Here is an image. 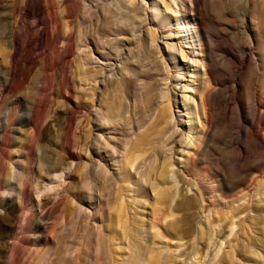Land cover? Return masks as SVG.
<instances>
[{"label":"rangeland","instance_id":"1","mask_svg":"<svg viewBox=\"0 0 264 264\" xmlns=\"http://www.w3.org/2000/svg\"><path fill=\"white\" fill-rule=\"evenodd\" d=\"M46 1L33 0L40 8ZM187 1L188 5H191L190 0H125L121 10H127L137 20L145 21L141 28L136 26L133 32L128 30L122 35L113 34L111 38L118 36L119 39L129 42L128 38L126 39L128 35L129 38L135 37L136 39L143 38L150 33L156 36L154 43L151 44L150 41L145 44L146 46L150 44L149 46H153L156 50L155 61L152 57L150 58L153 59L152 61L148 59L144 62L146 64L149 61L150 64L153 62L151 67L157 62L161 67L162 72L159 75L161 88L158 92L160 97L155 99L157 101L155 106H161V100L165 95H169L170 104L176 106L175 93L180 94L178 99H181L185 85H191L187 90V97L192 102L191 110L183 106L182 113L178 114V109L175 107L177 124L169 131L168 137L174 135L180 138L174 146L172 155L169 154L167 161L158 158L155 162L154 156L149 158L152 163L154 162V167L162 166L165 162H173L171 169L190 180L194 179V176L186 171V157L191 151L193 153L196 148L198 149L196 146L199 140L198 134L206 119L202 93L213 86H215L213 89H216L218 81L216 74L211 77L205 73L204 65L206 64L204 63L206 62L200 51L199 35L187 13ZM57 2L58 0L54 1L55 10H58ZM102 4V1L98 4L94 0H78L77 30L80 29V23L88 12H96L92 20L97 25L100 23L96 7L98 6L103 13ZM263 4L264 0L209 1L211 9L222 8L236 23H239L236 9L248 15V17L245 16V25L254 36L255 52L261 64V73L264 72V13H258L257 6ZM112 6L116 8L115 5L112 4ZM59 9L61 10L62 6ZM43 19L46 20L45 14ZM47 29L51 34H57L58 29L61 36L64 34V29H61L60 25L52 24L46 27L42 24L39 13L29 7L27 0H0V264H130V259L137 255L134 251L132 254L134 244L149 242L146 227L153 226V223L157 225L166 208L165 205H160L163 203L161 200V202L158 201L159 204L154 203V193L140 194L134 191L128 198L125 196L128 195L126 190L120 202L118 198L120 181L118 180V183L111 181L109 177L111 174L116 177L120 174L118 172L120 159L125 156L124 151L127 150L123 148L125 146L122 144L126 145V142L122 139L126 138L124 140H130L129 142L134 141L137 132L145 130L149 123L155 120L157 112L153 114L151 112L150 116H145L141 112L135 116L139 122L136 121L134 127H131L129 132L128 130L123 132L124 134L118 129H111L110 126H107L105 130L102 126H98L100 117L98 115L101 113L98 108L100 100L105 96L104 87L109 80L121 77L119 70L129 59L127 57H130L131 53L123 55L126 60L114 57L108 50V38L103 40L107 49L98 52L91 38L85 36L86 49L91 53L92 58V63L89 65L104 71L97 81L98 90L94 95L95 125L92 134H89L88 128L82 132L84 142L112 145L115 150L110 147L113 156L110 158L106 153V160L103 159L104 152L100 149H93V155L90 151L84 153L87 165L83 173L79 175L75 156L81 149L78 121L73 114L77 101L76 54L72 51L65 75L61 68V55L66 44L63 42L49 43V46L41 44L39 40L41 32ZM72 38L74 40V36ZM137 51L136 48L134 55ZM181 51H185L187 58L181 56ZM135 59L131 58V60ZM132 64L138 74L146 70L145 66L137 62ZM139 75V78L143 79V74ZM209 78L212 82H208ZM134 79L133 87L140 92V82ZM178 80L180 81L178 86L174 85ZM175 86L178 87L176 91ZM188 111L193 114L189 115ZM191 117L193 120L191 123L196 127L193 125L192 131L186 133V137L190 134V139L188 138L187 142L183 143L182 135L191 126L188 122ZM121 125L124 126V123ZM236 126L237 123L232 120L231 129L234 130ZM7 136L9 141L5 145L3 140ZM132 136L135 138L133 139ZM32 140L35 143L31 152ZM257 140L256 136L244 135L226 151L232 150L235 153L241 147H249L251 143L254 146L253 152L258 154ZM129 142L127 144H131ZM88 159H92V162L89 163ZM146 164L143 162L138 168L139 171H145L151 166ZM91 168H94L92 171L95 175L99 174L101 169L106 171L102 173L101 178L89 186L86 185L85 180ZM135 176L145 184L144 176L137 172ZM135 186L133 190L138 187L137 184ZM177 187L175 200L180 198L182 189L184 192L187 190L189 196L195 195L197 190L194 184L192 187L184 185V181H180L179 177H177ZM161 188L164 189V185H161ZM262 190V194L255 191L257 194L254 198L255 202L264 200ZM90 193L93 194V199L89 198ZM58 203L61 204L60 208L52 212ZM118 204H121L122 216L117 225L115 214L111 215L110 211H113ZM153 209L157 212L155 213ZM225 210L226 207L217 201L213 192L204 195V200L194 210L198 215L195 220L197 233H195L194 242L184 243L177 237L162 231L163 228L157 229L158 241L161 243L157 247L162 246L163 249L161 264L167 263V260L170 264H214L213 258L216 254L219 257L223 256L226 264L264 263V241H262L264 240V213L251 211L249 218L246 217L247 214L234 218L233 231L231 227L222 230L220 234L217 232L218 228L213 232L210 231L209 225L213 222L221 221V224L229 225V219H220L224 217ZM43 216H45V225L41 227L38 222ZM126 217L128 218L127 232L122 237L121 229H123L122 224ZM173 218L164 219V227ZM140 222H146L142 229L143 232L131 231L133 227L142 224ZM200 225L205 233L200 231ZM130 231L135 235L129 234ZM230 232L231 235H229ZM131 236L134 238L131 239ZM256 240L262 242L257 243ZM192 243L193 246L190 247ZM111 259L115 262H111ZM142 261L141 263H144V259Z\"/></svg>","mask_w":264,"mask_h":264},{"label":"bare ground","instance_id":"2","mask_svg":"<svg viewBox=\"0 0 264 264\" xmlns=\"http://www.w3.org/2000/svg\"><path fill=\"white\" fill-rule=\"evenodd\" d=\"M45 1L46 0H44V2ZM54 1L55 0H47L46 3L43 4V7L40 8L33 0H27L29 7L39 13L42 24L46 27L52 24L56 26L60 25L61 29H64V34L62 36L59 34V29L57 34H51L48 29L43 30L39 40L41 44L48 46L49 43L58 44L63 42L66 44L61 55V68L65 75L68 71L69 57L72 51L76 54L78 77V79H76L77 101L73 114L78 121V136L81 149L75 156L78 174L80 175L83 173L87 165L84 153L90 151L91 155H93L95 149H100L104 152L102 154L103 159L106 160V153L109 154L108 156L110 158L113 156L112 150L110 149V147H113L112 145H104L102 143L100 144V142L92 144L91 141L84 142V136L82 134V132H85V128H88L89 134H92L95 125L93 116L95 108L94 95L98 90L97 81L104 71L100 68H93L91 64L89 65V63H92V58L91 53L87 52L86 49L87 42L85 36L91 38L94 48L98 52H101L102 49H107L104 45L105 41L103 42V40L108 38V50L114 57L125 59L123 55L128 52L129 54L131 53V56L127 57L129 59H125L126 62L124 61L125 63L119 70L121 72V77L119 76L113 80L111 79V81L109 80V82L106 83V87H104L105 90L103 89L105 96L102 95L103 97L100 100V106L98 108L101 112L100 115H98L100 116L98 119V126H102L104 130L107 126H110L111 129H118L120 133L127 132L126 130L129 132L131 127L133 128V125L138 121L135 116L141 112L145 116H150L149 114L151 112L152 114L157 112L155 120L150 122L145 130H139V132H137L139 135H136L137 137L134 141L129 142L130 137H127L129 141L124 140L126 138L122 139L127 145L126 148V145L122 144L125 146L123 148L127 150L124 149L125 156L122 155L123 158L125 157L124 160L122 158L120 159L121 162L119 161L120 167L118 172L120 174H118L119 176L117 177L111 174L109 177L111 181H116L117 183L118 180L120 181V190L118 192L120 202L126 190L128 195L125 196L128 198L130 197V193L134 191L140 194L154 193V203L161 200L163 203H160V201L157 204H163L166 208L162 218L158 220L161 225L159 223V225H156V223L154 225L153 223V226L149 225L146 227V231L149 234V242H146L147 244L141 242L140 245L134 244L135 248H133L132 254L134 251L137 255L133 257V259H130V264H161L163 249L161 248L162 246L157 247L161 244L158 241L159 232L157 229L159 230V228H163L164 230L162 229V231L177 237L184 243L194 242L195 233H197L195 220L198 218L194 210L200 206V203L204 200V195L209 192H213L217 201L224 204L226 207L224 217H220V219L230 220L229 225L221 224V221L211 223L209 226L212 232L218 228L217 232L220 234L222 230H225L227 227H231L233 231L234 218L244 214H247L246 217L249 218L251 211L264 213V200L258 202L254 201L255 196H257L255 191H257V193L259 192L258 194H262L261 188H263L262 191H264V72H260L261 64L255 52L254 36L245 25V16L248 17V15H244L241 11L236 9L239 16V23H236L229 18L225 10L218 8L219 6L217 7L218 9L215 8L217 10L211 9L209 6L210 0H190L191 5H188V1L186 3L191 24H193L195 31L199 35L200 51L205 59L204 62H206L204 63L206 64L204 65L206 68L205 73H207V76L211 77L216 74L218 81V87L216 89H213V87H215L213 86L202 93L203 98H201L205 105L203 108H205L204 115H206V119L205 123L202 124L203 128H200L201 130L198 134L199 140L198 144H196L198 149L196 148L193 153L191 151L190 155L186 157V171L188 174L194 176V179L187 180L184 175L171 169L173 162H165L162 166L157 165L154 167V162L152 163L149 158L154 156L155 162L158 158L167 161L169 154L173 153L175 149L174 146L180 136L179 138L174 135L168 137V133L177 124L175 107L178 109V114L182 113L183 106L191 110L190 104L192 102L187 97V90L191 85H185L181 93V99H178L180 94L175 93L176 106L172 103L170 104L169 95L163 97L161 106H155L157 102L155 99L157 100L160 97L158 93L161 88L159 75L162 71L157 62V64L154 63L155 65L151 67L153 62L151 64L149 62L153 59L150 58L154 57L155 61L156 50H154L153 46H149L150 44L148 46L145 44L150 41L151 44L152 42L154 43V38H156V36L154 35V37L153 34L150 33L143 38L139 39L138 37L136 39L134 37V39L131 37L129 38L128 35L126 39L128 38L127 41L129 42L119 39L118 36L111 38L113 34L122 35V33L128 30H132L133 32L136 26L141 28L145 20L143 21L141 19L142 21H139L132 13H128L127 10L122 11L121 9L125 4V0H101L103 3V13L98 6L96 7V9H98V20H100V23L97 25L96 22L92 20L93 14L96 12H88L84 20L80 23V29L77 30V18L79 16L78 0H58V10H55ZM94 1L101 4L100 0ZM112 4L115 5L116 8H114ZM61 6L62 9L60 10L59 7ZM126 9L129 10L130 8ZM132 11L137 12L135 10ZM257 12L264 13V4L257 6ZM44 14L46 15L45 21L43 19ZM130 25H132V27ZM73 36L74 40L72 38ZM136 48L138 51L137 53L135 52L134 55ZM181 54V56L187 58L185 51H181ZM133 57L136 58V61L131 60ZM148 59L150 60L148 64L144 63L145 60ZM132 61L146 67L145 71L139 72V74H143V79L139 78L140 75L137 70H134L135 67ZM178 73L180 74V71H178ZM172 76L175 77V75ZM134 78L140 82V92L133 87ZM208 82H212L211 79L210 81L208 80ZM179 83L180 81L178 80L174 85L178 86L177 84ZM176 86L174 87L175 91L178 88H176ZM188 112L189 115L193 114L191 111ZM196 112L198 111L196 110ZM196 114L199 115V113ZM34 120L37 123V120ZM232 120L237 123L234 130L231 129ZM192 121L191 117L188 122L191 123ZM122 123H124V126L121 125ZM193 125L191 123V126L183 133V143L187 142L190 134L186 137V133L192 131ZM244 135L257 137L259 144L258 154L253 152L254 146L251 143L249 147H241L239 150L235 151V153L232 150L226 151L227 148L234 145L236 140L244 137ZM8 138L7 136L6 139L3 140L5 145H7L9 141ZM132 138L134 139L135 137L132 136ZM122 140L120 143L123 142ZM127 142L131 144H127ZM31 143L30 150L32 152L35 141L32 140ZM114 148L115 147L112 149ZM88 160L89 163L92 162V159ZM147 160V164L151 166L145 169V171H139L138 168L140 165H142L143 162L146 164ZM107 167L111 168V166ZM93 169L94 168H91L88 171L85 180V182L87 181L86 185L88 184L91 186V184L101 178L103 176L102 173L106 171L101 169L99 174L95 175L92 171ZM134 170H136L135 173L137 172V174L139 173V175L144 176L146 179L145 184H143L144 182H142L140 178L135 176V173H133ZM114 175H116V173H114ZM177 177H179L180 181H184V185L187 184L192 187L194 184L197 187L195 195L189 196L187 190L184 192V189H182L180 198L175 200L174 196L177 195L178 191ZM134 183L138 185L136 190H133V188L136 187L133 185ZM161 185H164V189L161 188ZM90 197L93 199V194L90 193L89 198ZM60 205L61 204L58 203L53 208L52 212H56L60 208ZM120 206L121 204H118L113 211H110L111 215L115 214V216H113L116 218L117 225L122 216ZM155 206L154 208L157 207ZM158 208L157 210H159ZM157 210L153 209L155 213ZM168 217L174 218L169 220L164 227L163 220ZM44 218L45 216L38 222L41 227L45 225ZM127 220L128 218L126 217L124 224H122V237H124L127 232ZM145 223L139 224L137 227L135 226V228L133 227L131 231L136 230L138 233H142ZM199 229L202 233H205L201 225ZM129 234L133 235V232ZM231 234L230 232L229 235ZM136 235L138 236L139 234ZM133 238L131 236V239ZM133 241L134 240H132V242ZM262 241L258 240L257 243ZM192 246L193 243L190 247ZM196 253L198 252L196 251ZM143 259L144 263H141ZM213 259L214 264H226L224 257H219L218 254H216ZM113 260H115V258ZM168 261L169 260H167L165 264H170ZM111 262L115 261L111 259ZM256 264L260 263L256 262Z\"/></svg>","mask_w":264,"mask_h":264}]
</instances>
